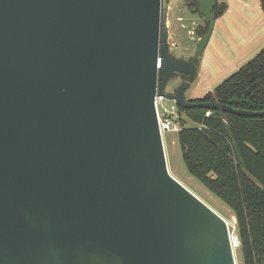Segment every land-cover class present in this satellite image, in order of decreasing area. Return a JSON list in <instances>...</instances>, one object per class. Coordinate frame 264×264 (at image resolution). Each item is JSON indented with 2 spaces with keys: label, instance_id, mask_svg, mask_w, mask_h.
I'll return each instance as SVG.
<instances>
[{
  "label": "water",
  "instance_id": "95a60500",
  "mask_svg": "<svg viewBox=\"0 0 264 264\" xmlns=\"http://www.w3.org/2000/svg\"><path fill=\"white\" fill-rule=\"evenodd\" d=\"M217 4L199 0L184 58L168 0H0V264H238L229 221L170 171L156 107L264 116L185 97Z\"/></svg>",
  "mask_w": 264,
  "mask_h": 264
},
{
  "label": "trees",
  "instance_id": "16d2710c",
  "mask_svg": "<svg viewBox=\"0 0 264 264\" xmlns=\"http://www.w3.org/2000/svg\"><path fill=\"white\" fill-rule=\"evenodd\" d=\"M187 6L201 14L199 0H187ZM226 9L227 4L218 1L213 15L219 18ZM208 27V22L198 27L199 35ZM200 61L201 56L198 67ZM194 100L264 110V49ZM178 107L181 115L197 124L189 127L180 119L178 141L188 171L233 210L244 264H264V116Z\"/></svg>",
  "mask_w": 264,
  "mask_h": 264
},
{
  "label": "crops",
  "instance_id": "0c3cea01",
  "mask_svg": "<svg viewBox=\"0 0 264 264\" xmlns=\"http://www.w3.org/2000/svg\"><path fill=\"white\" fill-rule=\"evenodd\" d=\"M219 2L226 3L227 9L222 16L216 18L211 39L203 52V57L201 56L197 75L199 77L196 78L198 84L194 91L192 90L190 99L201 98L215 89L225 79L213 86L214 81L222 77L230 66L235 67L239 61L247 57L250 61L264 49L262 0H221ZM206 81L207 85L204 86ZM201 88H203L202 92Z\"/></svg>",
  "mask_w": 264,
  "mask_h": 264
},
{
  "label": "rangeland",
  "instance_id": "374dc122",
  "mask_svg": "<svg viewBox=\"0 0 264 264\" xmlns=\"http://www.w3.org/2000/svg\"><path fill=\"white\" fill-rule=\"evenodd\" d=\"M168 1V26L170 29L169 42L171 46V51L178 57L188 58L194 55L198 41L200 39L198 27H205L207 22L205 20L204 15L200 14L199 12L192 11L187 6V0ZM247 58L239 61L235 65V67L230 66L228 71L225 72L222 77H219L214 81L213 86L220 83L222 80L226 79L230 74L238 70V68L242 66V64H245L249 60ZM197 82V79H195L192 82L191 86L185 90V97L187 99L192 98V90L195 89L196 85L198 84ZM179 83L180 78L174 77L173 79H171L167 87V91H171L174 87H176V84ZM206 85L207 81L205 82L204 86ZM202 90L203 88H201V92ZM172 102V100L164 101L165 105L168 107L171 106ZM180 117V119H184L185 124L187 126H197V124L194 121L190 120L186 115H180ZM164 140L170 171L186 186H188L202 199H204L208 204L213 206L217 211H219L223 216H225L226 219L229 221L231 232L238 236L237 219L233 210L221 198L215 195L208 187H206L201 181L191 175L188 171L183 160L181 146L178 141V132L166 131L164 134ZM235 250L237 254L238 264H244V260L241 253V242L239 237L238 244L236 245Z\"/></svg>",
  "mask_w": 264,
  "mask_h": 264
},
{
  "label": "built area",
  "instance_id": "2783aa9c",
  "mask_svg": "<svg viewBox=\"0 0 264 264\" xmlns=\"http://www.w3.org/2000/svg\"><path fill=\"white\" fill-rule=\"evenodd\" d=\"M169 100L163 95H157L156 97V107L158 112V118L160 123V128L164 137L166 131H180L182 125L180 123V112L179 105L175 100H172L171 106H166L164 101ZM233 240L238 244V236L232 233Z\"/></svg>",
  "mask_w": 264,
  "mask_h": 264
},
{
  "label": "flooded vegetation",
  "instance_id": "af4514ba",
  "mask_svg": "<svg viewBox=\"0 0 264 264\" xmlns=\"http://www.w3.org/2000/svg\"><path fill=\"white\" fill-rule=\"evenodd\" d=\"M200 38H201V36H200ZM199 40H200V39H199ZM198 42H199V41H198ZM192 56H193V55H192ZM190 57H191V56H190ZM190 57H188V58H190ZM176 77L180 78V83H179V84H176V87H174V88L171 90L172 92H175V91L177 90V88H178L179 85H181L182 83L188 81V79H189V75H186L185 77H183V76H182V73L178 74ZM196 78H197V77H196ZM171 79H173V78H171ZM171 79L168 81V83H167V87H168V85H169ZM167 87H166V89H167Z\"/></svg>",
  "mask_w": 264,
  "mask_h": 264
}]
</instances>
